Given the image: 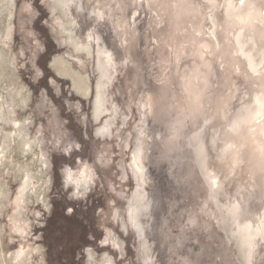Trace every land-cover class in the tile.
<instances>
[{
	"label": "rangeland",
	"instance_id": "rangeland-1",
	"mask_svg": "<svg viewBox=\"0 0 264 264\" xmlns=\"http://www.w3.org/2000/svg\"><path fill=\"white\" fill-rule=\"evenodd\" d=\"M233 2L0 0V264H264V11Z\"/></svg>",
	"mask_w": 264,
	"mask_h": 264
},
{
	"label": "snow or ice",
	"instance_id": "snow-or-ice-1",
	"mask_svg": "<svg viewBox=\"0 0 264 264\" xmlns=\"http://www.w3.org/2000/svg\"><path fill=\"white\" fill-rule=\"evenodd\" d=\"M62 7H66V5H61ZM95 17H97L98 19L100 20H103L104 19V15L100 14V13H95L94 14ZM46 51V49H45ZM39 63V61H38ZM44 66L47 68L48 67V61H45L44 62ZM50 70V69H49ZM100 133H97V135H99ZM77 140L79 141V143L77 145H79V149L83 152H87L88 151V146L86 144H84V142L82 140H80L79 136H77ZM77 145H69L68 147H65L63 149V153L67 154L69 153V149L70 148H73V147H76L77 148ZM73 157L75 156H79L80 155V152L77 151L75 153H72L71 154ZM81 159H83V157H81ZM66 164H68L69 166H71V164L74 162H70L68 159H65L64 161ZM65 174H66V177H67V182L69 184L71 183H74L73 181V173L70 171V170H65ZM84 185H85V181H80L78 184H77V188L78 189H83L84 188ZM63 187V184L61 185ZM67 191L71 192L72 196L74 197H79V196H82L83 195V191L81 190H78V191H75L73 192L72 191V188L69 187L67 189ZM64 210L67 212L68 214V217H73L76 215L77 213V204L76 203H69V204H66L65 205V208ZM37 215H39V213H37ZM13 232H15L17 234V236H21L23 235V233L20 231V229L18 227H13ZM95 235V234H94ZM23 254V250H21V252L17 253V258H19L21 255ZM105 264H112V261H106Z\"/></svg>",
	"mask_w": 264,
	"mask_h": 264
},
{
	"label": "bare ground",
	"instance_id": "bare-ground-1",
	"mask_svg": "<svg viewBox=\"0 0 264 264\" xmlns=\"http://www.w3.org/2000/svg\"><path fill=\"white\" fill-rule=\"evenodd\" d=\"M234 2L232 3L234 6H237V7H244L243 5H247L246 7H249V3H254V7L258 10V12H263L264 11V0H233ZM241 1L243 2L242 4H239L241 3ZM230 2V1H229ZM230 5V4H229ZM231 7V6H230ZM252 7V6H250ZM235 9V8H234ZM233 9V10H234ZM238 9V8H237ZM247 9V8H246ZM243 9H241L242 11ZM255 10V9H254ZM234 13V12H232ZM250 13V12H249ZM88 90L89 88L87 86H80L78 88V92L81 93L82 95H87L88 94ZM1 110V109H0Z\"/></svg>",
	"mask_w": 264,
	"mask_h": 264
},
{
	"label": "clouds",
	"instance_id": "clouds-1",
	"mask_svg": "<svg viewBox=\"0 0 264 264\" xmlns=\"http://www.w3.org/2000/svg\"><path fill=\"white\" fill-rule=\"evenodd\" d=\"M77 148H79V145H77Z\"/></svg>",
	"mask_w": 264,
	"mask_h": 264
}]
</instances>
